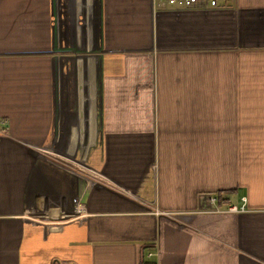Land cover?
<instances>
[{"label": "crops", "instance_id": "1", "mask_svg": "<svg viewBox=\"0 0 264 264\" xmlns=\"http://www.w3.org/2000/svg\"><path fill=\"white\" fill-rule=\"evenodd\" d=\"M158 3L0 0V264H264V0Z\"/></svg>", "mask_w": 264, "mask_h": 264}, {"label": "built area", "instance_id": "2", "mask_svg": "<svg viewBox=\"0 0 264 264\" xmlns=\"http://www.w3.org/2000/svg\"><path fill=\"white\" fill-rule=\"evenodd\" d=\"M163 6L174 10L203 9L214 10L225 8L230 0H156ZM211 204H216L215 197L209 198Z\"/></svg>", "mask_w": 264, "mask_h": 264}]
</instances>
